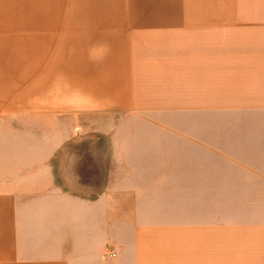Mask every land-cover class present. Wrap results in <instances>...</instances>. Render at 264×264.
Wrapping results in <instances>:
<instances>
[{
    "label": "crops",
    "instance_id": "0c3cea01",
    "mask_svg": "<svg viewBox=\"0 0 264 264\" xmlns=\"http://www.w3.org/2000/svg\"><path fill=\"white\" fill-rule=\"evenodd\" d=\"M91 1L0 0V114L24 121L0 129V264H264V0ZM57 86L91 109L182 108V224L114 210L105 168L76 191L65 143L33 157L26 119Z\"/></svg>",
    "mask_w": 264,
    "mask_h": 264
},
{
    "label": "rangeland",
    "instance_id": "374dc122",
    "mask_svg": "<svg viewBox=\"0 0 264 264\" xmlns=\"http://www.w3.org/2000/svg\"><path fill=\"white\" fill-rule=\"evenodd\" d=\"M128 1L124 13L135 15L137 8L132 5L134 0ZM64 2L65 13H68L71 0ZM75 2L77 11L81 7L94 9L91 0ZM34 55L37 60L42 53ZM88 55L90 60L96 62L104 57L102 52H90ZM65 71L68 75L72 74L70 70ZM57 87V98L42 99L40 107L32 105L36 113L26 119L25 126L32 130L33 152H36L33 157H39L35 148H46L48 142L65 143L63 148L67 144H96L97 157L106 164L105 189L114 210L126 206L130 211L139 202V223L147 220V216L150 220L154 218L158 221L160 228L167 229L168 220L182 224L185 146L182 108L142 105L146 109H139L136 97L130 95L131 100L128 101L133 102L127 109H119L115 104L110 110L91 109L83 104L82 97L78 99L76 90L66 92L63 86ZM162 99L167 100L168 96H161L160 101ZM40 110L47 113H39ZM3 117L0 114V129L4 126L18 129L24 123L19 119L11 123ZM207 155L204 157L209 158ZM36 166L33 165V171L40 169ZM208 169L215 168L205 167V171ZM138 193L139 199H136ZM153 205L155 212L151 211Z\"/></svg>",
    "mask_w": 264,
    "mask_h": 264
},
{
    "label": "water",
    "instance_id": "95a60500",
    "mask_svg": "<svg viewBox=\"0 0 264 264\" xmlns=\"http://www.w3.org/2000/svg\"><path fill=\"white\" fill-rule=\"evenodd\" d=\"M97 145L67 144L63 148L65 180L78 192L94 195L104 185V163L97 157Z\"/></svg>",
    "mask_w": 264,
    "mask_h": 264
},
{
    "label": "built area",
    "instance_id": "2783aa9c",
    "mask_svg": "<svg viewBox=\"0 0 264 264\" xmlns=\"http://www.w3.org/2000/svg\"><path fill=\"white\" fill-rule=\"evenodd\" d=\"M114 255H115V253H113V252L105 254V256L108 257V258H112V257H114Z\"/></svg>",
    "mask_w": 264,
    "mask_h": 264
}]
</instances>
